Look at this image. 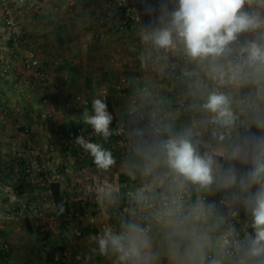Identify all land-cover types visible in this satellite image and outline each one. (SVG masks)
Listing matches in <instances>:
<instances>
[{
  "label": "crops",
  "instance_id": "0c3cea01",
  "mask_svg": "<svg viewBox=\"0 0 264 264\" xmlns=\"http://www.w3.org/2000/svg\"><path fill=\"white\" fill-rule=\"evenodd\" d=\"M167 2L170 12L178 6V0ZM151 3L0 0V208L12 214L22 211L21 216L0 218V264H119L116 254L93 251L95 237L105 227L119 232L127 222L151 226L149 257L144 264H239L222 255L212 214L177 225L172 218L153 223L152 210H146L143 217L135 214L131 221L118 213L124 205L156 198L173 200L180 194L186 198L185 206L194 208L201 194L212 198L239 185L264 146V78L257 81L248 69L241 90L228 94L231 109L240 92L253 106L246 114L235 105V121L245 130L231 127L227 135L211 137L205 127L212 114L202 106L220 81L209 74L212 62L192 61L175 36L181 58L174 77L159 48L142 39L152 29L142 23H124L120 7ZM2 7L11 8L18 32L5 28ZM252 9L264 18L258 0L245 4L243 10L250 14ZM250 41L264 44V26L242 33L231 47ZM30 47L43 81L24 66ZM215 63L227 69L229 54ZM221 83L232 84L228 76ZM94 98L106 99L114 117L111 127L122 130L120 137L105 141L82 123L83 110L87 107L92 112ZM134 105L146 117L153 113L168 132L191 134L194 145L202 147L201 156L214 162V190L196 189L175 177L164 158L154 153L145 124L129 113ZM80 134L109 149L116 163L105 172L98 170L90 154L75 143ZM230 171L237 183L224 187ZM46 175L51 179L40 188L37 181ZM53 184L62 212L53 198ZM259 186H251L254 193ZM244 200L238 202L236 226L247 250L252 216ZM30 205L42 212L33 215L41 217L26 214ZM196 240L203 243L202 259L195 249Z\"/></svg>",
  "mask_w": 264,
  "mask_h": 264
},
{
  "label": "clouds",
  "instance_id": "9594fccd",
  "mask_svg": "<svg viewBox=\"0 0 264 264\" xmlns=\"http://www.w3.org/2000/svg\"><path fill=\"white\" fill-rule=\"evenodd\" d=\"M251 2L252 0H178L177 8L170 13L166 12L170 17L168 25L145 33L142 39L168 50L175 46V34L192 61L212 62L209 73L212 79L219 78L223 82L224 77L228 76L233 83L243 82L249 75L244 72L247 68L259 81L264 78V44L250 41L242 46L239 55L243 63H230L227 69L215 63L233 51L231 45L242 33L264 26V18L243 10L245 4ZM202 107L213 114L214 124L231 127L236 120L229 97L222 93H210ZM91 108V113L87 107L84 108L82 123L90 126L96 136L107 141L113 135L111 126L114 117L109 111L106 99L94 98ZM83 131L85 129L81 133ZM190 136V133L170 136L158 145V151L163 156L164 163L181 183L190 182L207 188L214 183V162L199 154ZM75 143L90 154L98 170L105 172L116 163L109 149L86 139L83 134L75 138ZM238 154L239 150L233 153L234 156ZM236 183L237 177L234 171H230L224 178L223 186L232 187ZM253 184L260 185L258 190L254 194L250 193L244 200L251 213V227L254 230L248 237L247 254L260 257L264 256V146L254 155L249 175L240 179L241 192L247 193ZM63 210L61 207V212ZM95 244L94 252L100 255L114 253L119 264H144L149 257L150 241L147 229L133 222L123 223L119 232L105 227L102 234L95 237ZM195 249L202 259L203 243L200 240L195 241Z\"/></svg>",
  "mask_w": 264,
  "mask_h": 264
},
{
  "label": "built area",
  "instance_id": "2783aa9c",
  "mask_svg": "<svg viewBox=\"0 0 264 264\" xmlns=\"http://www.w3.org/2000/svg\"><path fill=\"white\" fill-rule=\"evenodd\" d=\"M19 3H23L26 0H17ZM258 7L264 8V0H258ZM38 6H33L36 10ZM124 11V23H142L153 30L164 28L168 25L170 17L166 14L170 13V7L167 0H152L149 6H129L126 9L120 7ZM2 17L5 28L11 32H18L17 22L12 16V11L10 7H2ZM250 14H255V9H252ZM174 47L168 50L159 48V52L163 54L168 60V69L171 75L177 77L176 67L180 59V51L177 45V40L175 35ZM241 46H238V42L232 48L233 51L229 54V64L243 63L239 50ZM23 63L26 69H29L34 76L43 81V74L39 67V62L35 56L34 50L30 47L25 51L23 58ZM245 73H249L248 69H244ZM248 77V76H247ZM246 77V78H247ZM242 82H235L230 86H223L220 81L215 83V92L222 93L226 96L230 94L231 89H239ZM233 113H236V108L241 107L247 111H252L253 106L250 101L242 96H235ZM130 114H134L140 122H143L148 129L149 139L153 142V148L157 155L162 156L158 151V145L167 140L170 136L175 135L174 133L168 132L164 127L158 123L155 119L153 113H150L147 117L144 116L139 107L134 105L130 111ZM212 114V113H211ZM213 115V114H212ZM249 117V116H247ZM231 127H235L238 131H244L245 127L240 121H235ZM231 127H222L218 124H214L212 119L207 123L205 130L210 134L211 137H220L227 135L230 132ZM113 137H120L122 135V130L119 127H113ZM128 143V142H127ZM163 157V156H162ZM196 189L202 188L198 185H194ZM210 190L216 188L214 183L207 187ZM254 194L253 189L250 187L248 192H241L240 186L236 185L231 190L227 192H221L214 195L212 198L205 194H201L197 199L194 208L186 207L184 202L186 198L180 194L173 200H168L165 198H156L152 200H147L143 204L135 202L131 207L124 205L119 210L118 213L125 220H133L135 214L139 213L142 217L144 216L146 210L153 211V223H159L164 219L172 218L177 225H182L187 221L192 220L195 216L205 217L208 213L216 217L215 229L219 238V246L222 255L228 259H236L239 264H264V256L253 257L247 254V250L244 248V244L239 238V231L236 226V210L238 208V202L241 199H245L249 194ZM31 212H36L35 208H29ZM235 213V215H234ZM22 211H18L12 214L10 211L0 208V218H9L13 215L19 216ZM147 229V233L150 232V224H145L141 226ZM249 233L253 234L254 230L251 225L249 226ZM209 258L211 255L208 256Z\"/></svg>",
  "mask_w": 264,
  "mask_h": 264
},
{
  "label": "rangeland",
  "instance_id": "374dc122",
  "mask_svg": "<svg viewBox=\"0 0 264 264\" xmlns=\"http://www.w3.org/2000/svg\"><path fill=\"white\" fill-rule=\"evenodd\" d=\"M181 58V57H180ZM180 60V59H179ZM239 90H241V87L239 88V89H231V92H233V91H237V92H239ZM241 94V92L239 93V94H237V95H235V96H239ZM240 96H242V95H240ZM242 97H244V96H242ZM245 98V97H244ZM247 110H246V114H247ZM249 118V117H248ZM171 133H174V132H171ZM176 135V134H175ZM153 144V143H152ZM154 153L157 155V153L155 152V150H154ZM42 170H43V168H42ZM44 170L46 171L45 173H48V169L45 167L44 168ZM32 174V173H31ZM51 179V176H49V175H46L45 177H43V178H41L39 181H37L38 183H37V185L38 184H40V188H45V183H47V181L48 180H50ZM80 194H78V196H79ZM30 208H35L37 211L34 213V212H31V210L29 209V208H26V214H28V215H30V216H36V217H41V215H33V214H38V212H41L38 208H36V207H33L32 205H30ZM90 212V211H89ZM41 214H42V212H41ZM79 214V213H78ZM21 216V215H20ZM89 216H93L91 213L89 214ZM94 217V216H93ZM37 220V219H36Z\"/></svg>",
  "mask_w": 264,
  "mask_h": 264
},
{
  "label": "trees",
  "instance_id": "16d2710c",
  "mask_svg": "<svg viewBox=\"0 0 264 264\" xmlns=\"http://www.w3.org/2000/svg\"><path fill=\"white\" fill-rule=\"evenodd\" d=\"M74 133H76V130L75 129H74ZM196 147L198 149L199 154L202 155V151H203L202 150V147L200 145H196ZM158 156H160V155H158ZM51 190H52V194H53L54 201L56 203L57 210L61 211V207H63V206H62L60 200L57 198L58 197V194H57V185H55V184L51 185ZM244 249L246 250V247Z\"/></svg>",
  "mask_w": 264,
  "mask_h": 264
}]
</instances>
